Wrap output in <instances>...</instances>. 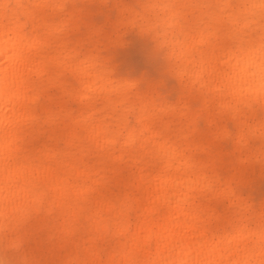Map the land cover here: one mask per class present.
I'll use <instances>...</instances> for the list:
<instances>
[{
  "label": "snow or ice",
  "instance_id": "1",
  "mask_svg": "<svg viewBox=\"0 0 264 264\" xmlns=\"http://www.w3.org/2000/svg\"><path fill=\"white\" fill-rule=\"evenodd\" d=\"M0 264H264V0H0Z\"/></svg>",
  "mask_w": 264,
  "mask_h": 264
},
{
  "label": "bare ground",
  "instance_id": "2",
  "mask_svg": "<svg viewBox=\"0 0 264 264\" xmlns=\"http://www.w3.org/2000/svg\"><path fill=\"white\" fill-rule=\"evenodd\" d=\"M131 51H136L138 63H134L130 58ZM121 58L124 61L126 66H129L135 70L141 71L146 70L149 67L148 60L142 50V48L138 45H134L129 48L127 51L121 53ZM260 189L258 188L257 193L259 194Z\"/></svg>",
  "mask_w": 264,
  "mask_h": 264
},
{
  "label": "rangeland",
  "instance_id": "3",
  "mask_svg": "<svg viewBox=\"0 0 264 264\" xmlns=\"http://www.w3.org/2000/svg\"><path fill=\"white\" fill-rule=\"evenodd\" d=\"M137 54L138 53L136 51H131L130 53V58L132 59L134 63H138Z\"/></svg>",
  "mask_w": 264,
  "mask_h": 264
},
{
  "label": "clouds",
  "instance_id": "4",
  "mask_svg": "<svg viewBox=\"0 0 264 264\" xmlns=\"http://www.w3.org/2000/svg\"><path fill=\"white\" fill-rule=\"evenodd\" d=\"M137 45L140 46V47L142 48V50H143V52H144V54H145V56H146V58H147L146 50H145L141 45H139V44H137Z\"/></svg>",
  "mask_w": 264,
  "mask_h": 264
}]
</instances>
